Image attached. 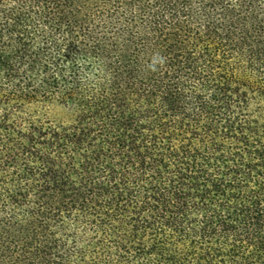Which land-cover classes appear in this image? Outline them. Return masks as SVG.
Returning <instances> with one entry per match:
<instances>
[{
    "label": "trees",
    "instance_id": "16d2710c",
    "mask_svg": "<svg viewBox=\"0 0 264 264\" xmlns=\"http://www.w3.org/2000/svg\"><path fill=\"white\" fill-rule=\"evenodd\" d=\"M0 264H264V0H0Z\"/></svg>",
    "mask_w": 264,
    "mask_h": 264
}]
</instances>
